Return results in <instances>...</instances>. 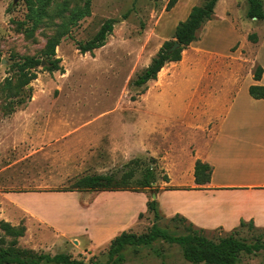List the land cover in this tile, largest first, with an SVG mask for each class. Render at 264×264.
I'll use <instances>...</instances> for the list:
<instances>
[{
  "label": "rangeland",
  "instance_id": "374dc122",
  "mask_svg": "<svg viewBox=\"0 0 264 264\" xmlns=\"http://www.w3.org/2000/svg\"><path fill=\"white\" fill-rule=\"evenodd\" d=\"M85 1L42 0L43 15L39 19L31 9L36 0H0V191L12 190L5 185L12 177L13 186L15 181L27 178L47 191L70 190L76 180L90 175L112 174L119 179L128 169L126 165L135 160L139 166L132 164L136 173L130 180L131 188L137 187L142 170L148 166L155 172L156 183L152 187L157 193L167 175L173 183H188L187 167L193 156L190 139L200 132L186 126L212 128L213 117L220 111L218 91L223 78L230 76L236 66L230 65L228 72L218 60L212 63L208 78L201 80L217 93L210 96L209 105L196 96L190 106H184L182 101L170 100L167 92L160 105L155 106V95L162 94L159 85L146 96L147 84L136 87L134 82L163 42L172 40L173 34L167 40L160 36L164 28L167 33H174L183 19L179 9L188 6L189 0H181L172 12L171 8L166 11L170 0H90L89 15L70 20ZM260 1L264 12V0ZM224 8L235 22L238 34H232L222 22ZM247 9V0H223L213 21L200 29L196 41L225 52V37L236 39L239 44L232 51L244 44L242 51L247 61L258 53L255 63L263 68L264 19H249ZM108 19L114 20V24L105 46L92 54H80L77 47L90 40ZM63 26L67 34L55 49L62 72L50 73L39 66L33 70L36 78L20 86L13 65L25 57L42 59L48 40ZM252 66L250 62L245 64L241 73L244 75L249 68L255 72L256 67ZM180 79L178 76L175 83ZM244 79L243 86L248 78ZM155 114L164 118L162 126L166 130L155 131L153 123H142L144 117ZM143 194L147 201L155 200L152 189ZM53 198L47 199L46 205L53 204L56 211L73 208L71 199L63 204V200ZM170 219L160 217L155 222L147 210L131 232L145 236L156 224L170 235H186L189 224ZM228 234L219 230L202 233L215 242ZM231 234L247 244L264 242V231L244 229ZM49 236L39 231L37 238L49 244ZM4 239L9 241L0 231V240ZM24 245L19 247L28 249ZM43 247L37 253L64 254L83 264H105L108 260V249L83 252L75 242ZM121 255L123 262L119 264H191L184 260L180 246L161 240L149 246H127ZM238 261L264 264V250L253 255L241 253Z\"/></svg>",
  "mask_w": 264,
  "mask_h": 264
},
{
  "label": "crops",
  "instance_id": "0c3cea01",
  "mask_svg": "<svg viewBox=\"0 0 264 264\" xmlns=\"http://www.w3.org/2000/svg\"><path fill=\"white\" fill-rule=\"evenodd\" d=\"M180 2L176 0L169 12L178 9ZM199 5L201 0H189L188 6L179 9L182 21L188 17L193 6ZM221 5L223 0H218L213 19ZM222 17V22L232 34H238L227 8L223 9ZM162 33L160 38L164 40L174 34L172 31L167 33L166 28ZM225 39V52L204 47L201 41L191 43L182 51L179 61L165 64L156 80L147 83L146 96L159 85L162 94L155 95V106L160 105L167 92L170 93V100L182 101L184 106L186 103L190 106L196 96L209 105L210 96L215 97L217 93L201 80L208 78L210 67L214 65L212 63L218 60L228 72L231 71L230 65L236 66L230 76L223 78L218 91L220 111L217 117L212 116L215 121L212 128L193 124L186 126L191 131L200 132L190 139L193 156L187 167L189 182L173 183V179L167 175L168 181H162V187L155 196L159 215L163 219L179 215L197 229L230 233L241 222L264 229V98L254 99L248 93L253 85L264 90V67L255 63L256 53L249 57V62L252 68H261L259 81L254 80L255 72L250 68L243 75L241 72L245 64H249L242 51L245 46L241 43L239 50L232 51L239 43L236 39ZM178 76L181 79L175 83ZM194 76L198 79L195 77L197 80H193ZM245 77L248 80L243 86ZM164 121L160 114H155L144 117L142 123H153L152 128L160 131L166 130L162 126ZM197 160L211 168L209 182L203 186L194 183ZM15 184L13 186L12 177L5 183L12 190L0 191V221L11 226L22 224L25 233L18 242L35 252L45 245L57 246L66 241L75 242L77 249L83 252L109 249L112 240L121 233H132L147 212V198L143 193L47 191L41 186H34L33 180L27 178L15 181ZM51 197L63 200V204L71 199L73 208L56 211L53 204L46 205ZM39 231L50 235L49 244L37 238Z\"/></svg>",
  "mask_w": 264,
  "mask_h": 264
},
{
  "label": "trees",
  "instance_id": "16d2710c",
  "mask_svg": "<svg viewBox=\"0 0 264 264\" xmlns=\"http://www.w3.org/2000/svg\"><path fill=\"white\" fill-rule=\"evenodd\" d=\"M218 0H202V4L194 6L188 17L178 23L175 28L172 40L165 41L159 48L155 56L151 59L149 65L142 71V73L135 80L136 87H145L149 81H154L157 74L170 62H177L181 59V53L191 43L198 39V33L202 26L210 21L213 17L215 4ZM176 0H170L167 4L166 11H168ZM248 9L247 17L249 19L263 20L264 12L262 2L260 0H247ZM37 3V7H36ZM42 0H36L31 5L33 14L37 18L43 15ZM90 0H86L83 8L77 9L75 14L71 15L70 20H79L88 16L90 11ZM114 20L108 19L100 26L96 34L86 43L77 47L80 54H92L94 50L105 46L107 37L113 31ZM67 34L65 26L55 32V35L50 38L45 46L43 58L38 59L34 57H25L20 62L13 65V72L17 78L20 86H26L29 82L36 78L33 70L41 66L48 72L55 71L62 72L60 59L55 57V49L59 45L60 40ZM254 39V36H251ZM177 42L179 48L174 52L169 53L170 47ZM261 68L258 67L254 73V80L259 81L261 76ZM249 95L254 99H263L264 90L260 86H250L248 89ZM133 165L139 166L138 160L130 162L126 167L128 168L119 179L114 175H90L76 180L72 189L65 190L66 192H104V191H129L136 193H143L147 189H152L153 193H157L152 185L156 183V175L151 167H145L142 170L141 180L137 182L136 188H131L130 180L134 177L136 168ZM132 167H129V166ZM211 168L207 164L196 161L194 165V183L198 186L206 185L209 182ZM163 181L168 179L164 176ZM169 190L172 188H168ZM147 210L152 214L153 219L157 222L160 215L157 208V201H147ZM173 222L188 223L186 235L173 236L167 231L159 228L156 224L152 225L150 232L145 236H136L132 233L123 232L117 236L109 245L108 260L105 264H119L123 262L121 252L127 246L142 247L149 246L155 241L161 240L169 244H177L182 248L183 258L191 264H239V255L244 253L246 255H253L264 250L263 243L247 244L241 238L233 237L231 233L240 232L244 229L249 231H264V229H257L252 223L241 222L239 227L227 236L219 238L217 242L206 238L202 233L206 232L202 229L195 228L191 223L179 215H175L170 219ZM0 231L4 233L9 241L0 240V264H83L77 260H71L64 254H57L51 256L49 254L37 253L29 249H22L19 247V238L24 236L25 227L21 224L19 226H11L10 224L0 221ZM164 264V263H162Z\"/></svg>",
  "mask_w": 264,
  "mask_h": 264
},
{
  "label": "water",
  "instance_id": "95a60500",
  "mask_svg": "<svg viewBox=\"0 0 264 264\" xmlns=\"http://www.w3.org/2000/svg\"><path fill=\"white\" fill-rule=\"evenodd\" d=\"M179 48V44L177 43V42H175L171 47H170V49H169V53H172V52H174L176 49H178ZM155 198V195H152V199H154Z\"/></svg>",
  "mask_w": 264,
  "mask_h": 264
}]
</instances>
